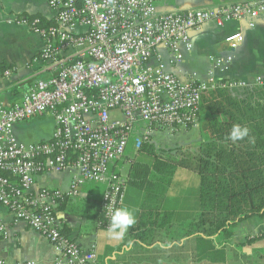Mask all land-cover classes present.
Wrapping results in <instances>:
<instances>
[{
  "label": "built area",
  "instance_id": "built-area-1",
  "mask_svg": "<svg viewBox=\"0 0 264 264\" xmlns=\"http://www.w3.org/2000/svg\"><path fill=\"white\" fill-rule=\"evenodd\" d=\"M47 4L54 24L45 27L34 19L30 27L44 42L38 60L50 77L11 107L0 105V205L52 244L56 264H95V256L83 254L62 234L58 207L78 198L85 184H103L107 229L108 209L121 208L127 189L111 165L124 158L141 125L146 129L136 140L137 152L156 128L174 133L198 126L207 92L249 86L216 76L230 72L232 54L211 59L206 81L195 76L181 80L173 70L194 49L191 33L210 23L224 28L255 20L264 15V1L184 12H161L155 0ZM16 22L27 24L18 18ZM242 41L240 32L225 40L232 53ZM255 85L264 86V80L259 78ZM39 116L54 118L52 140L20 143L14 126ZM68 170L76 172L68 191H34L37 176Z\"/></svg>",
  "mask_w": 264,
  "mask_h": 264
},
{
  "label": "crops",
  "instance_id": "crops-1",
  "mask_svg": "<svg viewBox=\"0 0 264 264\" xmlns=\"http://www.w3.org/2000/svg\"><path fill=\"white\" fill-rule=\"evenodd\" d=\"M217 0H161V12H184L219 7ZM27 20L18 24L16 20ZM40 19L45 27L54 24V13L47 0H0V105L9 108L19 102L24 93L50 77L38 59L44 42L31 29V22ZM240 32L242 44L232 53L225 40ZM194 49L185 55L184 62L174 73L183 81L195 76L200 81L208 79L212 69L211 59L232 54L234 61L229 73H216L218 78L255 85L264 80V15L255 20L228 23L224 28L205 25L192 32ZM10 72V76H6ZM52 116L36 117L14 126V135L25 145L51 141L55 132ZM146 129L142 124L131 138L124 158L111 165V171L128 183L124 203L136 216L123 240L107 238L102 228L101 203L106 191L103 184L87 183L78 198L66 200L58 207L61 228L80 248L83 254L95 256V264H264V218L254 217L234 228L232 243L224 253L214 239L197 234L187 236L189 226L199 214L200 180L196 197L190 208L187 202L188 182L195 173L178 169L172 184L160 203L159 213L172 214L171 220L142 219L149 210H156L148 201L146 192L130 184V173L135 160L151 161L145 153L137 152L136 140ZM162 131L161 128L155 130ZM199 131L200 125L186 129ZM194 145L202 142V136ZM198 142V143H197ZM149 144L157 149L150 140ZM197 147V148H198ZM159 150V149H157ZM173 150L166 149L165 151ZM161 151V150H160ZM174 151V150H173ZM74 170L65 173L49 172L36 177L34 191L49 189L68 191ZM177 184L179 185L177 188ZM141 225V227H140ZM57 254L52 244L31 230L0 205V262L3 264H56Z\"/></svg>",
  "mask_w": 264,
  "mask_h": 264
},
{
  "label": "trees",
  "instance_id": "trees-1",
  "mask_svg": "<svg viewBox=\"0 0 264 264\" xmlns=\"http://www.w3.org/2000/svg\"><path fill=\"white\" fill-rule=\"evenodd\" d=\"M155 1L157 6L164 5L161 0ZM261 1L264 0H217L216 5ZM234 124L247 126L255 142L251 143L250 138L236 143L227 140ZM199 125L202 142L197 151L183 158L175 154L176 150L160 151L144 143L139 151L153 159L133 162L130 184L146 192L156 208L142 219L171 220L172 214L159 213V207L176 171L185 169L197 174L200 209L187 236L214 239L224 253L239 223L264 218V86L207 92L201 101ZM101 227L105 228L103 219ZM61 232L68 236L62 228Z\"/></svg>",
  "mask_w": 264,
  "mask_h": 264
},
{
  "label": "rangeland",
  "instance_id": "rangeland-1",
  "mask_svg": "<svg viewBox=\"0 0 264 264\" xmlns=\"http://www.w3.org/2000/svg\"><path fill=\"white\" fill-rule=\"evenodd\" d=\"M201 133V132H200ZM199 131L192 130L187 132L185 129H180L177 132L170 133L168 130H154L151 134L152 144L159 150L164 151L166 149L176 150L175 154L178 157H184L187 153H194L197 151V145L195 141L200 137ZM198 143V142H197ZM199 176L193 175V179L188 182V190L186 191L187 202L183 208H190L194 197H196V188L199 185ZM179 185L177 184L176 188Z\"/></svg>",
  "mask_w": 264,
  "mask_h": 264
},
{
  "label": "clouds",
  "instance_id": "clouds-1",
  "mask_svg": "<svg viewBox=\"0 0 264 264\" xmlns=\"http://www.w3.org/2000/svg\"><path fill=\"white\" fill-rule=\"evenodd\" d=\"M245 138H250V130L247 126L234 124L226 139L236 143ZM250 142L254 143V137L250 138ZM109 224L107 227V238L109 240L121 241L127 234L128 230L136 224V216L133 211L128 208L109 207Z\"/></svg>",
  "mask_w": 264,
  "mask_h": 264
}]
</instances>
